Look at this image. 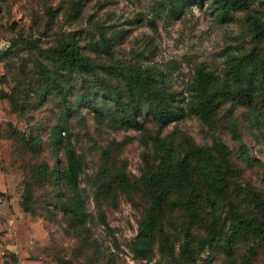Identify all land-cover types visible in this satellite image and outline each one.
Here are the masks:
<instances>
[{
	"label": "rangeland",
	"instance_id": "374dc122",
	"mask_svg": "<svg viewBox=\"0 0 264 264\" xmlns=\"http://www.w3.org/2000/svg\"><path fill=\"white\" fill-rule=\"evenodd\" d=\"M247 1L246 10L223 17L217 0L201 5L190 0H0V190L6 196L0 206V246L5 256L16 257L20 264H230L224 242L207 249L195 263L185 262L179 252L182 242L191 239L195 246L210 227L228 231L233 213L252 215V194L264 196V90L253 68L242 69L240 83H234L230 73L234 60L264 55L262 42L251 31L264 23V0ZM173 6L179 15L172 13ZM98 30L106 33L113 51L112 57L95 59L100 66L165 76V82L154 86L172 94L180 117L160 128L141 107L137 118L148 136H159L173 148L167 166L173 169L183 159L190 162L199 190L193 196L169 176L173 202L162 215L168 251L160 253L156 244L143 260L132 255L130 245L149 206L139 183L143 157L150 156L151 162L156 158L139 131L107 126L119 123V110L90 73L56 63L60 44L100 42ZM41 64L65 83L67 97L76 105L68 117L60 98L41 78ZM197 70L216 78L209 92L227 93L209 122L186 111L197 98ZM97 74L119 88L124 105L121 80L104 69ZM238 86L248 90V97L238 94ZM88 94L107 120L102 125L79 105ZM233 125L246 156L232 137ZM57 130L62 145L54 144ZM214 141L229 149L231 172L225 173L221 194L207 186L205 166L187 146L210 148ZM64 144L82 158L83 221L62 209L70 194L49 176L66 164ZM208 196L213 203L206 201ZM251 247L255 253L247 259ZM233 257L234 264H264V244L244 238L235 245Z\"/></svg>",
	"mask_w": 264,
	"mask_h": 264
},
{
	"label": "trees",
	"instance_id": "16d2710c",
	"mask_svg": "<svg viewBox=\"0 0 264 264\" xmlns=\"http://www.w3.org/2000/svg\"><path fill=\"white\" fill-rule=\"evenodd\" d=\"M205 0H190L191 3L201 5ZM217 9L225 17L230 11H242L248 8L247 0H217ZM172 13L179 15L176 8H171ZM252 33L262 42L264 48V23L262 25L252 26ZM99 41L80 46L77 41L62 43L57 47L56 63L70 71H81L90 73L99 88L100 92L106 99L118 108L119 123L108 122L107 126L115 131L120 129H135L143 136V142L147 144L156 158L151 162L150 156H144L145 165L144 173L140 177L139 183L145 189L149 200V206L140 222L138 233L135 240L130 245V251L136 259H146L152 255L154 245L159 246L160 253L168 251L169 238L162 227V215L167 205L171 204V179L173 174L182 187L192 192L193 196L199 195L191 164L187 159L175 163L174 168L167 166L168 160L174 155L165 139L159 136H148L147 130L142 123L138 121L141 107L146 108V113L150 116L151 121L165 128L175 122L181 111L175 107L174 98L171 93L165 89L158 90L154 85L165 82V76L161 73L158 77L140 74L119 73L113 67H104L96 63L95 59L99 57H112V42L107 38L103 30H98ZM253 68L258 76V81L264 90V55L253 53L247 59H236L231 63L230 73L234 83H240L242 69ZM45 65L41 64L39 74L42 79L48 82L51 92L56 94L64 108V115L68 117L72 114L76 105H72L67 97L65 83L59 78L58 74H50ZM98 69H104L109 75H115L124 85V95L126 103L121 104V94L119 88L113 87L102 80L98 74ZM216 78L209 72L202 70L196 71L195 91L197 98L190 103L186 111L200 118L204 122L212 120L220 101L227 97V93L209 92L214 86ZM239 95L248 97V90L244 86H238ZM89 111L93 112L98 124L102 125L107 121L102 116V111L96 108V102L92 100L91 95L81 97V104ZM59 130L55 132L54 144L62 145V138ZM232 137L238 142L239 149L246 156V147L242 144L241 139L236 131V126H231ZM189 154L198 162L205 166L203 168L204 180L207 186L218 194L225 189V173L231 172V165L228 161L229 149L225 145L214 141L210 148H200L192 143H187ZM64 158L66 164L59 169H55L49 176L55 178L66 191L68 204L63 202L62 209L69 213L73 219L83 221L85 217V201L79 191V178L82 166V158L68 146H63ZM249 159V158H247ZM213 172V175H211ZM29 189H25L24 211H29ZM4 192L0 190V203L5 198ZM206 201L213 203L209 196ZM252 215L233 213L231 215V225L228 231H219L215 227H210L205 235L197 240L195 246L192 245L191 239H186L180 245L179 256L188 263H195L197 258L207 249L212 248L219 242H224V253L230 264H234V247L244 238H254L258 245L264 244V196L258 193L252 194L250 198ZM187 207H189L187 205ZM254 247L249 249L247 259H250L255 251ZM7 264V263H6Z\"/></svg>",
	"mask_w": 264,
	"mask_h": 264
},
{
	"label": "crops",
	"instance_id": "0c3cea01",
	"mask_svg": "<svg viewBox=\"0 0 264 264\" xmlns=\"http://www.w3.org/2000/svg\"><path fill=\"white\" fill-rule=\"evenodd\" d=\"M0 206H1V203H0ZM0 212H1V210H0ZM5 255H7V253H5L4 250L0 246V264H6V263L7 264H20L16 257L9 255L10 257L8 258Z\"/></svg>",
	"mask_w": 264,
	"mask_h": 264
}]
</instances>
